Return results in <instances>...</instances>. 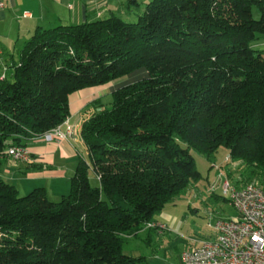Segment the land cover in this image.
I'll return each instance as SVG.
<instances>
[{"label":"trees","instance_id":"obj_1","mask_svg":"<svg viewBox=\"0 0 264 264\" xmlns=\"http://www.w3.org/2000/svg\"><path fill=\"white\" fill-rule=\"evenodd\" d=\"M137 4L129 21L38 28L0 77V170L9 146L68 117L72 93L131 79L90 102L68 195H20L0 179V264H141L124 252L126 236L152 233L154 215L201 178L191 150L223 146L264 168V50L253 45L264 0Z\"/></svg>","mask_w":264,"mask_h":264},{"label":"crops","instance_id":"obj_2","mask_svg":"<svg viewBox=\"0 0 264 264\" xmlns=\"http://www.w3.org/2000/svg\"><path fill=\"white\" fill-rule=\"evenodd\" d=\"M3 1L4 7L0 10V74L6 68L5 74L7 75L11 69L9 67L13 66L15 61L19 59L21 49L38 28L45 29L64 24H81L112 15L123 19L124 17L135 19L136 14L141 11V6L137 3L143 5L149 0ZM253 45L260 50H264V36L254 41ZM130 80L128 78L126 83ZM98 88L99 86L85 88L69 96V116L72 123L81 124L88 117L89 112L93 110L90 102L104 97H102V90ZM113 90L111 89L109 94ZM27 148L30 151V158L27 162H16L18 170L30 178L43 180L45 191L48 185L58 186V190L62 192L65 188L62 190L60 186H70V178L74 174L78 159L83 157L80 150L86 152L85 146L79 138L61 142L33 139L28 143ZM9 160L12 161L9 157L5 161ZM174 223L172 227L175 225ZM152 233L145 236L148 242L152 240ZM137 236H134V238H137ZM215 236L214 231L207 238L190 239L191 242L184 249L198 247L203 241L213 240ZM179 251H177V255L170 256L167 264L180 263L179 253L181 251ZM146 264H148L147 261Z\"/></svg>","mask_w":264,"mask_h":264},{"label":"rangeland","instance_id":"obj_3","mask_svg":"<svg viewBox=\"0 0 264 264\" xmlns=\"http://www.w3.org/2000/svg\"><path fill=\"white\" fill-rule=\"evenodd\" d=\"M252 14L254 18L259 17V12L255 7ZM124 19L131 20L129 17H124ZM126 77L99 87L98 89L103 93L102 97L104 96L101 100L110 101L109 91L125 84L126 80L130 78ZM91 108L93 107L91 106ZM92 112L93 110L89 112L88 117ZM82 123L75 125L80 126L81 129ZM80 151L86 158L84 150ZM191 152L196 168L201 173V178L191 182L178 196L170 200L162 211L154 215V220L164 223L166 228H158V230L155 228V232L151 230L153 233L150 242L146 240V232L139 233L137 238L131 235L126 236L123 244L124 252L133 256H145L146 260L141 264H146V261L148 264H167L170 256L177 255V251H181L191 242L190 239L198 240L212 235L214 233L213 224L216 220L234 218L236 212L230 203V192L227 195L223 194V186L226 182L230 187H238L249 182L264 186V168L248 165L239 158H229L227 149L223 146L219 147L211 156L194 150ZM0 179L15 186L20 195H25L36 187L44 188L43 180L30 178L28 175L20 173L18 164L14 160L3 162ZM89 181L92 186L98 184L97 178L91 170ZM64 188L65 190L62 192L58 190V186L48 185L46 189L48 198L52 201H59L63 195H68L70 192V186H60V189ZM173 223L175 225L172 227Z\"/></svg>","mask_w":264,"mask_h":264},{"label":"built area","instance_id":"obj_4","mask_svg":"<svg viewBox=\"0 0 264 264\" xmlns=\"http://www.w3.org/2000/svg\"><path fill=\"white\" fill-rule=\"evenodd\" d=\"M3 7L4 1L0 0V10ZM5 71L6 68L0 74L1 78L5 77ZM80 130L68 116L61 124L34 139L47 142L81 139ZM6 154L16 162H27L30 158L27 146H9ZM229 192L236 216L216 220L213 224L215 238L203 241L198 247L183 249L179 264H264V188L252 183L230 187L226 182L223 194ZM147 227L158 230L166 225L149 223Z\"/></svg>","mask_w":264,"mask_h":264}]
</instances>
